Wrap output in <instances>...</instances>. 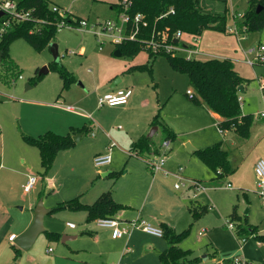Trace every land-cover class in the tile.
Segmentation results:
<instances>
[{
	"label": "rangeland",
	"instance_id": "obj_1",
	"mask_svg": "<svg viewBox=\"0 0 264 264\" xmlns=\"http://www.w3.org/2000/svg\"><path fill=\"white\" fill-rule=\"evenodd\" d=\"M117 2L119 0H51L52 5L69 10L82 18H87L90 21V25L94 22H103L114 18L117 12L116 9L111 7V4ZM200 5L205 13L226 14L227 27H230L236 20L241 21L243 19L241 16L235 18L232 12L237 11L242 15L249 6V0H200ZM242 37L240 42L235 34L216 28H207L199 36L200 40H204V44L211 45L217 52L226 54V56L234 55L241 58L240 64L244 63L243 60L248 57H254L255 54L250 52L252 47L258 46L261 42L264 43V28L261 31L252 30L246 34L244 33ZM180 44L193 48L199 45L194 40L193 35L186 32L182 35ZM53 46H57L59 64L65 65L77 78L76 82L65 90H62L60 75L52 67L53 62L57 61ZM115 50L116 46L111 43H107L104 50H100L93 32L78 30L69 26L59 29L54 40L41 50H37L22 36L14 39L9 48V60H11V64L10 61L0 64V126L3 129V134H6L4 142L7 155L5 156H12L16 161L20 153L25 154L27 157L26 166L31 167L32 172L38 173L41 169L40 159L32 156L34 153L29 152L30 150L26 151L24 147L36 149L35 155L36 153L40 155L38 148L29 146L24 141L20 132L30 121H39L41 118L37 116L42 118L49 116L45 110L40 111L43 106H39L40 104L36 103L48 101L59 104L61 100L70 103L71 101H65L64 95L71 87V89H74L75 85L77 91L83 88L86 93L98 90L100 82L97 77L95 78L96 71H104L105 67H108L109 62L114 61L115 63V61H118L124 65L133 61H146L150 56L149 52L145 49L134 59L124 55L115 56L113 53ZM107 53L109 56L104 55ZM177 54L189 57L188 53L184 51H177ZM153 58L158 59L157 65L161 69H163V66L166 67L165 65H168L165 56L159 55ZM242 65L245 68V74L250 76L249 80L245 82L246 87L239 94L242 102V111L245 114L251 113L255 115L256 112L264 110L261 81L258 79L260 77V80H264V61L257 62L253 67L246 64ZM46 66L48 67V71L43 74V77L36 84L28 88L27 84H29L30 78L36 74L37 70L40 71ZM176 73L180 77L178 78L179 89L164 104L162 115L176 127L177 133L181 136V134L187 133L190 124L195 121L190 119L189 115L186 114L185 101L192 99L189 94L185 93L186 91L182 90V85L185 83L184 77H187V75L177 71ZM123 74L119 73V77ZM20 75L23 78H20ZM138 75H141L138 81L145 90L154 91L156 95V91H158L161 101L164 102L166 100L169 96V90L171 92L170 78L166 76V73H163L161 70L157 73L155 81L150 77L147 80L143 78L146 77L144 73H138ZM13 79H15V82H13ZM123 84L121 83V85ZM60 91H62V96L56 100ZM73 93L74 95L78 94L76 91ZM77 107L82 112H92L94 118L98 115V112L90 111L85 106L78 105ZM107 107L110 106L105 105L102 109H106ZM43 109H48L49 112L59 117L68 114L62 108L53 109L51 106H44ZM106 112L116 114L117 110ZM209 131L211 129L207 130V132ZM218 133L220 134L219 139H215L213 143L224 140L225 145L229 149L232 166L236 168L235 172L220 179L209 180L207 191L199 190L195 192L191 188L174 189L177 178L166 186L168 197H171L172 190H179L178 192L186 193L187 198H189L187 209L188 212H191V218L187 222V225L183 227L184 229L189 228V233L180 245L183 248H191L193 250V257H199L196 264H264V242L254 236L247 238L248 240L243 242L239 237L247 236L238 235L236 227L230 229L227 225V221L231 220L230 214L234 206L237 205L238 211L243 217V222L247 219L250 224L258 226L259 234L264 235V195L261 194V190L258 188V177L254 167V160L260 157L264 158V120L254 118L250 135L247 138L240 137L234 130L226 131L224 136L219 131ZM84 138L85 140H83L81 146L79 145V148L77 147L75 151L82 149L80 147L86 146L87 143L90 144L96 139L91 134H85ZM154 139L160 144L163 142L164 133L161 127L155 133ZM190 144L194 146L191 141ZM2 147L3 140L0 132V160ZM184 147L187 153L190 154L189 145L184 144ZM162 149L164 148H161V151ZM174 150L175 144L171 142L167 157L173 154ZM87 154L89 153L84 152L79 156L78 159L81 161L79 164L69 161L68 158L63 160L62 157L60 158L59 161L62 166L57 174L53 194L51 191L45 192V187L41 186L40 183L38 184L37 188L42 190L41 196L43 199L50 194H52L49 196L50 200L54 199L55 202L61 201L63 198H71L75 196V189L79 188L85 179V183L88 186L92 184V181L94 183L109 181L110 178H105L103 173L111 168L121 169L129 156V151L127 152L128 156L121 161L119 167L112 165L110 169H107L109 168L108 165L97 167L94 161L92 162L90 155ZM193 155V160L190 162L189 167L197 166L193 167V172L195 175H199L206 168L202 161L195 154ZM129 159L130 161L127 162L126 168L128 172H124L115 185V188L119 187L124 192L129 191V189L133 190L136 187L142 189L144 186L142 181L143 175L148 173L150 175L153 174L144 159L134 155ZM18 163L20 162L18 161ZM130 167L131 170L129 171ZM189 167L187 170H189ZM229 182L234 186L231 188L227 187V183ZM92 187H95V184ZM35 191L32 189L30 193H24L23 187L16 189L18 201L14 204L13 214L20 228L28 222L31 216L32 210L29 208V199ZM43 199H39L38 202L42 200L44 204ZM87 199L93 200L92 196L90 197V193H88ZM150 204L149 199L148 205ZM81 213L83 212L65 210L59 213L46 214L44 216L45 229L61 232L62 238L48 241L46 234L42 232L33 246L29 250L22 252L20 264L71 263L73 260L69 253V246H75L78 243V237L63 240V236L80 235V230L85 226ZM67 222L74 223L77 228H69ZM205 226L207 227V231L202 235L199 234L202 229L206 228ZM5 232L6 227H4L2 236H4ZM5 236L9 245L15 244V238L8 239L9 233ZM49 247H52V252H48ZM236 257L242 258L243 261L235 263Z\"/></svg>",
	"mask_w": 264,
	"mask_h": 264
},
{
	"label": "crops",
	"instance_id": "obj_2",
	"mask_svg": "<svg viewBox=\"0 0 264 264\" xmlns=\"http://www.w3.org/2000/svg\"><path fill=\"white\" fill-rule=\"evenodd\" d=\"M236 37L238 38L239 41L241 40V38H243L242 36L238 37L237 35ZM260 44H264V43L261 42ZM199 50L201 54H198L196 57L200 59H206L210 57L232 58L236 62L240 73L243 76L250 78V76H247L245 74V68H243L242 64H246L247 66H251V67H253L255 64L254 65L248 64L246 62V59L243 60L244 63L240 64L239 61L241 60V58L236 57L234 55L226 56V54L217 52L216 50L213 49L211 45L204 44V40H200ZM104 55L109 56L108 53ZM135 57H130V58L134 59ZM157 62L158 59H153L150 56L148 57V59H146V61L143 62L133 61L132 63L129 64L127 63L124 65H122L118 61H115V63L114 61H111L109 62L108 67H105L104 71L103 70L96 71L95 78L97 77L98 81L100 82L98 90L89 91L86 93L83 88H80L77 91L76 89L77 87L75 85L74 89H71L72 88L71 87L70 90L64 95L65 101H69V102L71 101L70 103H66L63 100H61L62 105L48 101L47 102L39 101L36 103V104H40L39 106H43L40 109V111L45 110L46 113L49 114V116H44L43 118L37 116L41 119L39 121H33V122L30 121L29 123H27L26 124L27 126H25L26 128L24 127L23 130L21 129L20 131L21 135L22 133H27L33 136H38L48 130H53L59 134H67L68 132H71L72 127L80 128L85 125L89 126L90 131H94L95 134L92 135L89 132L88 133L78 132V131L73 132L72 133L73 136L76 133H79L77 140L78 142L75 141L74 146L68 149L61 150L58 153V156L56 157L54 165L51 168L49 174L46 177H43L41 175V172L43 170L42 165L39 172L38 173L35 172L37 175H39L40 179L34 188V190L36 191L29 199V208L32 210V213L30 218L28 219V222H26L21 228L18 227L16 223V217L13 214L14 204L18 201L16 189L20 187L22 188L28 178V175L34 172H32L31 167L26 166L27 157L25 154L20 153L16 161L12 156L10 157L5 156L7 155L6 154L7 150L4 142L6 139V134H3V129L0 126L1 137L3 140V147L1 150L2 153L0 160V264H4L12 261V259L15 256V252L12 248L13 244L9 245L7 241V237L5 235L9 233L8 239H11V236L13 235L16 238L20 234L24 233L33 223L35 216V207L37 205L36 203L38 202L39 199H43V197L41 196L42 190H39L40 188L39 189L37 188L39 186L38 184L40 183L41 186L45 187L46 189L45 192L51 191V193L53 194V191H55V182L57 181V174L59 173V170L62 166V164L59 161L61 157L62 160L68 158L69 161H72L75 164H79L81 162L80 159H78L79 156L84 152H87L89 153L87 155H90L93 162L95 155L106 152L110 142L115 141L116 146H114L111 151L112 161L110 165L108 164L109 168L107 169H110L112 165L114 167H119L121 161L128 156L127 152L131 150L134 142L143 135H150L149 132L150 129L152 128V120L155 114L157 113L159 107L162 104L164 106L167 100H169L174 93L178 92L179 89L178 78L180 77L178 73H176V71L171 67L169 61L167 60L168 65H165L166 67L163 66L162 67L163 69H161L160 66L157 65ZM142 64H147V65L150 64L152 66V75H150L149 72L146 70L133 69L131 71H128L129 68ZM161 70L163 71V73H166V76L170 78L169 84H170L171 92L169 90L168 92L169 96L166 98L164 102L161 101V96L160 93L158 95V91H156L157 92L156 95L154 91L151 92L149 90H145L138 81V78H140L139 76H141L138 75V73L146 74V77H143L146 78V80L148 79V77H150L153 81H155L157 73H159ZM119 73H124V74L119 77ZM119 78L120 80L116 84H114ZM184 78H185L184 79L185 83L182 85L183 86L182 90L184 92L186 91L185 93L188 94V90L192 88L189 85L188 76L187 77L185 76ZM258 79L259 81H261L260 77H258ZM121 83L124 84L121 85ZM245 87H246V83L242 85V90ZM118 88H129L132 91V94L129 97L128 102L124 104L109 105L110 107H107L106 109H102L105 105L99 106L98 104L99 96L105 92L112 91ZM74 91L78 92V94L74 95L73 93ZM61 96H62V92L60 91L59 95L56 97V100H58ZM262 99L264 103L263 91H262ZM63 104H73L76 107L78 105H82L87 107L90 111L96 113L98 112V115L96 118H94L92 112L89 111L82 112L79 110L78 107H77V111H70L67 110L63 106ZM44 106L47 107L51 106V108L53 109L62 108L68 114L63 117H59L58 115L49 112L48 109H43ZM185 108L187 110L186 114L189 115V118L193 119L195 122L190 124L187 133L181 134V136H179V133H177L176 127L173 126L172 123H170L167 119L163 117L165 122L177 134V138L174 141H172V143L174 142L175 144V150L173 151V154L167 157L166 167L171 171H175L178 169L179 166H183L184 167L183 175L185 177L201 180L208 185L209 180L215 178H214V174L208 170L206 165L202 162L206 169H203V171L200 172L199 175H195V173L193 172V167H197V166H193L192 168H190L189 164L193 160V156H194L193 154H195V151L197 149L211 145L213 144V141L215 139H219L220 134L218 133V131L224 136V134L228 130H223L220 125L222 117L218 113L209 109L203 103H196L194 100L192 101V99L189 101L187 100L185 101ZM110 110H117V113L111 114L106 112ZM89 114H91L92 118L89 117ZM159 128L160 127L158 126L156 132L159 130ZM210 129L211 131L207 132V130ZM212 129H214V131H212ZM85 134H91V136L95 137L96 139L90 144H88L87 141H85L87 143L86 146L84 145L80 147L82 149H78L77 151H75L79 145L81 146L83 140H85L84 138ZM154 135L152 136L153 138ZM190 141L194 145L192 146L194 147V150H192L189 154L185 150L184 144L191 145ZM219 141L223 143V146L229 152V149L225 145L224 140H219ZM156 143L158 146L162 144V143L161 144L158 143L157 141ZM24 148H26V151L30 150L29 152L34 153V155L32 156L39 158L41 161L40 155H37V153L35 155V152L37 151L36 149H30L27 147ZM131 156L132 155L129 154L125 164L121 169L111 168L110 170H107L106 172L103 173V176L105 178H110L109 181H99V183H94V181H92V184L88 186L85 183L86 182L85 179L84 181H82L81 186L75 189L76 190L75 196L71 198L79 196L82 202L86 204H91L103 192L111 190L112 195L116 201L127 205V208L121 210L117 215V217L120 218L122 221H128L138 215H141L147 220H149L151 223L153 222L154 225L161 226V223L166 222L170 226H172L176 231H182L184 229L183 227L187 225V222L191 218L190 216L191 212H188L187 209V202L189 198H187L186 193H182V192L180 193L178 192L179 190L173 191L172 189L171 190L173 193L170 194L171 197H168L169 195H168V191L166 190V186L168 185V183L173 182L174 179L176 180V177H174L173 175H164L161 172L152 175L148 173L143 175L142 181L144 186L142 187V189L136 187L133 190L129 189V191L124 192L123 190L121 191L119 187L115 188L116 183L122 177L124 172H128V170H126L127 162L130 161L129 158ZM258 159L259 158L254 160V167ZM18 161L20 163H18ZM188 167L189 170H187ZM130 170L131 167L129 168V171ZM235 170L236 168L233 167L232 173L235 172ZM113 171H122V173L119 178L114 179L112 176H110V173ZM102 180H106V179H102ZM93 184H95V187H92ZM24 193L26 192L24 191ZM88 193H90V197L92 196L93 199L92 201L87 199ZM49 196H45L43 199L44 204L49 211L46 214H52L50 213V210L53 207H55L58 203L71 199V198H63L61 201L55 202L54 199L50 200ZM149 199L151 203L150 205H148ZM65 210H70V209H65ZM70 211L83 212L81 213L82 214L81 216L83 222H85V226H83V228L80 230V235H65L68 236V238L66 239H73L78 237V243L75 244V246H69V253L72 257L71 259L73 260L69 264H163L159 254L168 247V241L164 236L158 237L148 234L143 230L135 229L131 232L130 235H124L122 237L114 238L112 236L111 228L98 226L95 220L88 222L87 212L85 210H70ZM68 223L69 222H67V226L69 228H73V229L77 228L76 225L75 227H71ZM4 227H6V232L4 236H2ZM204 229L205 231H207V227ZM51 231H56V230L52 229ZM46 238L48 241H51L48 239L47 235ZM79 238L81 239L79 240ZM20 249H21V255L19 257L18 264H20L22 252L25 251L21 247ZM184 249H191V248H184ZM52 251H53L52 247H49L48 252H52Z\"/></svg>",
	"mask_w": 264,
	"mask_h": 264
},
{
	"label": "trees",
	"instance_id": "obj_3",
	"mask_svg": "<svg viewBox=\"0 0 264 264\" xmlns=\"http://www.w3.org/2000/svg\"><path fill=\"white\" fill-rule=\"evenodd\" d=\"M19 2L21 7L32 11L33 18L14 23L0 37V51L2 52L0 64L9 61L11 64L9 48L14 39L22 36L37 50H41L56 37L59 31V22L65 20L78 24L82 18L69 10H54L51 0H19ZM111 7L116 9L117 15L122 11H127L132 15L141 12L145 15L149 25L143 29L142 34L139 35L140 38L165 39L167 42H175V33L180 29L194 36H200L207 28L229 31L227 15L205 13L200 5V0H119L117 3H112ZM171 8L174 9V12H171ZM259 8L260 11H258ZM243 26H246V30L242 32V35L252 30L261 31L264 28V0H249V6L243 14V20L238 21V27H241V30ZM117 48L121 50L124 56L135 57L144 49L149 52L151 58L159 55L165 56L175 71L188 76L189 85L194 93L191 98L196 103H203L222 117L220 125L223 130L233 129L240 137H249L255 117L251 113L244 114L239 101L240 88L249 78L240 73L232 58L210 57L200 59L196 56L188 58L174 52L154 51L152 48H146L139 40L124 42L117 45ZM52 67L62 79V90L68 89L76 82L77 78L74 73L65 65H60L59 61H54ZM133 69L146 70L152 75L150 64L137 65L129 68L128 71ZM42 77L43 74H39L37 70L36 74L30 78L29 84H36ZM162 108L163 104L153 117L152 126L161 127L164 139H169L172 142L177 138V134L163 119ZM75 131L90 133V127L86 125L80 128L72 127L71 132L67 134H59L53 130H48L38 136L22 133L24 141L37 147L40 152L43 167L41 175L43 177L49 174L58 153L75 145L72 135ZM160 148L161 145L158 146L152 136L143 135L134 142L130 151L147 157L159 154ZM195 154L214 174L215 179L223 178L233 171L229 152L221 141L197 149ZM121 173L122 171H113L110 176L117 179ZM125 208L127 205L116 201L112 191L109 190L103 192L91 204L82 202L79 196L60 202L50 210V213L65 209L85 210L87 221L91 222L103 217H117L118 213ZM230 218L231 222H235L238 235H246L247 238L254 236L264 242V235L258 233V226L250 224L247 219L243 222L237 205L234 206ZM161 227L164 231V237L168 241V247L159 254L162 263L196 264L199 257H193V250L184 249L180 245L181 241L188 235L189 228L176 231L166 222L161 223ZM45 233L49 240L62 238V234L56 231L46 230ZM12 248L15 256L12 261L4 264H18L21 249L16 244H13Z\"/></svg>",
	"mask_w": 264,
	"mask_h": 264
},
{
	"label": "built area",
	"instance_id": "obj_4",
	"mask_svg": "<svg viewBox=\"0 0 264 264\" xmlns=\"http://www.w3.org/2000/svg\"><path fill=\"white\" fill-rule=\"evenodd\" d=\"M53 9L56 11H63L57 5L53 6ZM0 37L9 29L14 23L27 21L33 18L32 11L29 9H25L20 6L19 0H0ZM171 12H174V9L171 8ZM235 18L241 16L243 18V14L241 15L237 11L232 12ZM243 20V19H242ZM241 20V21H242ZM240 22V21H239ZM149 22L145 18V15L141 12H137L135 14H130L127 11H122L118 13V15L114 18L107 19L103 22H94L90 25V21L87 18H81L78 24H74L73 22H67L62 20L58 24V28L69 26L72 28H76L78 30H86L91 31L95 35L99 49L103 50L107 43H111L115 46L122 44L127 41H141L146 48H152L154 51H167L174 52L184 51L188 53V58H191L194 55L201 54L199 50V45L195 48L188 47L186 45L180 44V39L184 32L180 29L175 33V42H167L165 39H154V38H140L139 35L142 34L143 29L148 27ZM228 30L237 35L238 37L242 36V32L246 30V26L242 27V30L238 27V21L236 20L232 26L228 27ZM194 40L199 44L200 38L199 36H194ZM250 52L254 53L253 58H247L246 62L250 65H254L259 61H264V44H259L256 47H252ZM23 78L22 75L19 76ZM15 82V79H13ZM261 90L264 94V80H261ZM132 91L129 88H118L112 91L105 92L99 96L98 104L99 106L103 105H117L127 103L129 97L131 96ZM188 94L190 97L194 96L193 91L188 90ZM1 95V92H0ZM239 101L242 105V102ZM59 104L62 105L61 101ZM63 106L70 111H77V107L73 104H63ZM89 117L92 118L91 114ZM254 117L257 119H264V110L256 112ZM92 135L95 134L94 131H90ZM171 141L169 139H164L161 148L162 151L159 154H153L151 156L143 157L139 155L137 152L129 151L130 155H134L144 159L150 170L153 174H157L161 172L164 175H173L177 178V182L175 183L176 189L183 188H191L195 192L197 191H207L208 186L205 182L198 179L187 178L183 175L184 167L179 166L177 170L171 171L166 167L167 163V153L168 148L170 147ZM116 146L115 141H111L108 145V149L104 153H99L94 157V164L97 167L106 166L112 161V149ZM255 171L258 177V188L261 190V194L264 195V158H259L255 165ZM40 177L35 173H30L26 182L23 185L25 192H30L35 188L38 183ZM227 187H233L231 183H227ZM98 226L108 227L112 230V236L122 237L124 235H130L131 232L135 229H140L148 234L163 237L164 231L161 226L154 225L149 220L144 218L141 215H138L128 221H122L118 217H103L95 220ZM71 227H75V224L72 222L68 223ZM227 225L230 229L235 228V224L231 221H227ZM205 230L200 231V234H203ZM15 236H11V239H14ZM241 241L246 242L247 237H239ZM235 263L242 262L243 259L240 257L235 258ZM250 264V263H247ZM253 264V263H252Z\"/></svg>",
	"mask_w": 264,
	"mask_h": 264
},
{
	"label": "water",
	"instance_id": "obj_5",
	"mask_svg": "<svg viewBox=\"0 0 264 264\" xmlns=\"http://www.w3.org/2000/svg\"><path fill=\"white\" fill-rule=\"evenodd\" d=\"M258 11H260V8L258 9ZM2 14V12H0V15ZM54 49V53H55V59L58 61V54H57V46H53ZM114 54L116 56H121L122 52L119 48H117L114 51ZM1 59H2V52L0 51V63H1ZM48 71V67H44V69L39 71V74H44ZM120 80V78L114 83L116 84L118 81ZM27 87H31L30 84H27ZM240 91H242V86L240 88ZM158 126H154L151 129L150 135L153 136L154 133L156 132ZM78 136L79 133H76L73 136V139L75 141L78 140ZM192 150H194V147H192V145H189V151L191 152ZM48 209L44 206L42 200H40L36 207H35V216H34V220L33 223L30 225V227L22 234H20L19 236H17L15 238V244L18 245L19 247H21L24 250L29 249L33 243L36 241L37 237L39 236L40 233L45 231V227H44V216L46 213H48ZM66 238H68V236H64L63 240H66Z\"/></svg>",
	"mask_w": 264,
	"mask_h": 264
}]
</instances>
